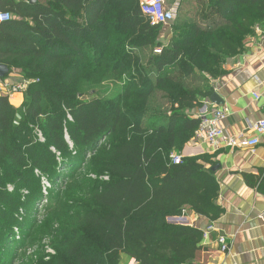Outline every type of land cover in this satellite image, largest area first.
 I'll return each instance as SVG.
<instances>
[{"label":"trees","instance_id":"1","mask_svg":"<svg viewBox=\"0 0 264 264\" xmlns=\"http://www.w3.org/2000/svg\"><path fill=\"white\" fill-rule=\"evenodd\" d=\"M205 1L196 7L202 13L163 45L162 26L150 23L140 0H0L12 14L0 24V64L38 80L19 107L0 95V264L8 262L16 228L27 225L30 197L42 196L35 171L61 179V169L77 172L82 164L87 171L68 178L63 190L69 211L46 234L54 254L40 264H121L122 254L138 264H192L202 229L168 218L194 212L214 221L225 209L216 203L220 188L208 155L179 164L170 155L195 136L225 59L264 26V0ZM98 44L111 47L117 60L110 64V52H99ZM127 45L161 48L141 84L130 79L107 98L75 87L79 63L91 71L105 62L116 67L128 57ZM153 92L165 108L154 103L148 113L137 98ZM95 170L97 179L87 173ZM244 176L264 195V171ZM20 186L30 200H22Z\"/></svg>","mask_w":264,"mask_h":264},{"label":"crops","instance_id":"2","mask_svg":"<svg viewBox=\"0 0 264 264\" xmlns=\"http://www.w3.org/2000/svg\"><path fill=\"white\" fill-rule=\"evenodd\" d=\"M223 69L224 73L212 79L211 84L224 102L215 104L208 99L209 107L227 106L228 114L222 122L225 131L231 136L252 139L258 136L254 125L264 119V26L255 27L253 34L245 38L242 50L226 59ZM22 75L21 69L13 68L4 78L18 80ZM9 101L19 107L24 95H12ZM181 153L184 157L208 155L211 163L207 167L218 166L214 171L220 188L216 203L225 209L214 221L194 212L185 216L201 229L209 225L215 228L202 240L192 264H264V195L251 187L244 176L264 171V136L255 146L239 144L234 148H214L206 142L191 140ZM221 235L226 236L230 245L227 252L221 251L217 241ZM121 260V264H138L125 254Z\"/></svg>","mask_w":264,"mask_h":264},{"label":"rangeland","instance_id":"3","mask_svg":"<svg viewBox=\"0 0 264 264\" xmlns=\"http://www.w3.org/2000/svg\"><path fill=\"white\" fill-rule=\"evenodd\" d=\"M173 2L174 0H168ZM182 3L180 16L178 17L175 25L173 27H166L161 31L162 35L159 41L163 42V45H167L169 40L174 37V35L183 27L186 21L198 17L202 10H196L199 0H180ZM204 7L208 5L209 1L203 0ZM104 33H102V39H104ZM128 57L124 59L123 63L118 64L116 67L107 66V62L100 64L101 67L96 71H91L85 67V63H79L80 71L76 73L75 87L83 91L84 93H91L93 91H98L104 97H112L118 93H122L123 88L130 79H136L137 83L141 84L142 70H146L149 73V58L152 53H155L153 47H134L126 46ZM99 52H110V64L117 60V56L111 52V47L105 44H98ZM226 60V59H225ZM101 62V61H100ZM99 62V63H100ZM225 63V62H224ZM224 65V64H223ZM138 77H135L137 76ZM149 89V85L145 86ZM156 92V91H155ZM151 94L149 97L144 99L137 98L140 106L145 108L149 113V107H154L155 104L159 108H165V106L158 99V95ZM155 103V104H154ZM70 115H68L69 117ZM148 120L144 119L146 123ZM37 137L42 140V134L40 131L36 130ZM66 139L69 143H72L69 139L68 134H66ZM92 153H89L87 158L91 157ZM81 169V170H80ZM80 169L77 172L85 173L84 164L80 165ZM63 175L61 179L57 177L49 178L41 174L36 170V174L41 177L40 179V189L42 190V196L38 195L31 196L30 199L34 201V209L27 217V225L16 228L11 244L12 247L8 251V262L6 264H40V259L46 256V260L49 259L50 254H54V250L51 247L50 239L46 237L47 232L52 228L54 222L65 215L66 209L63 195V190L66 186L68 178L74 177V179L81 178V175H76L77 172H73L71 167L63 168ZM92 178L97 179V170L88 171ZM103 174V173H102ZM106 174V173H105ZM101 178V177H100ZM107 178V177H105ZM13 188L9 185V190ZM22 200L25 201L29 199L26 195L30 194L25 187L20 186ZM91 189V188H90ZM26 196V197H25ZM24 214L23 207L20 208L19 217L22 219ZM22 221V220H20ZM37 229V230H36ZM122 260H120V263Z\"/></svg>","mask_w":264,"mask_h":264},{"label":"built area","instance_id":"4","mask_svg":"<svg viewBox=\"0 0 264 264\" xmlns=\"http://www.w3.org/2000/svg\"><path fill=\"white\" fill-rule=\"evenodd\" d=\"M140 6L143 14L149 19L150 23L152 25L162 26L163 30L166 27H172V24L177 19L181 7V1L174 0L173 2H169L168 0H140ZM11 19L12 14L0 7V24ZM154 51L160 53L161 48L158 47ZM37 81V79H28L24 77V75L18 80L0 78V95L8 96V98L15 94L24 95L28 86ZM203 103V107L198 112L200 124L192 140L206 142L214 148H219L221 145L234 148L239 144L255 146L260 142V136H264V119L259 120L254 125V130L258 136H255L252 139H245L243 136L235 137L229 135L222 125V122L227 117L228 107L223 105L220 108H210V101L208 99L203 100ZM183 158L184 155L182 153L172 152L170 155L173 164L181 163ZM183 217L185 219H180L178 221L179 224L192 225L191 222H188L187 217ZM214 229L215 228L212 225L202 229L203 239H207L211 231ZM217 241L222 252H227L229 250L230 245L225 235L219 236Z\"/></svg>","mask_w":264,"mask_h":264},{"label":"water","instance_id":"5","mask_svg":"<svg viewBox=\"0 0 264 264\" xmlns=\"http://www.w3.org/2000/svg\"><path fill=\"white\" fill-rule=\"evenodd\" d=\"M31 1H35V0H31ZM10 73V69L7 65L5 64H0V78H4L6 76H8ZM210 100L212 101V103H215V104H222L224 101L221 99V97L217 94V93H213L212 96L210 97ZM218 168V166H214L211 168L212 171H216ZM263 217H264V214H263ZM183 220L185 219L183 216L181 217H170L169 218V222L172 223V224H179V220Z\"/></svg>","mask_w":264,"mask_h":264}]
</instances>
